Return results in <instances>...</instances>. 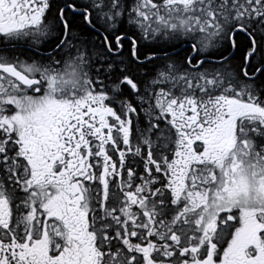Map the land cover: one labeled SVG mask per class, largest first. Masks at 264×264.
<instances>
[{
    "label": "snow or ice",
    "instance_id": "1",
    "mask_svg": "<svg viewBox=\"0 0 264 264\" xmlns=\"http://www.w3.org/2000/svg\"><path fill=\"white\" fill-rule=\"evenodd\" d=\"M0 264H264V0H0Z\"/></svg>",
    "mask_w": 264,
    "mask_h": 264
}]
</instances>
